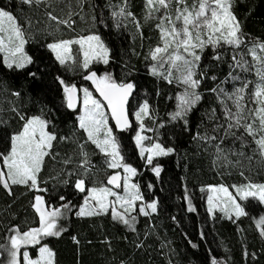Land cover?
I'll return each mask as SVG.
<instances>
[{"label": "snow or ice", "instance_id": "1", "mask_svg": "<svg viewBox=\"0 0 264 264\" xmlns=\"http://www.w3.org/2000/svg\"><path fill=\"white\" fill-rule=\"evenodd\" d=\"M85 3L93 8L88 0H76L79 9L76 11L68 0L67 11L60 9L62 15L55 14L56 0H15L14 8L9 0L8 4L0 6V66L21 72L33 64V56L25 46L35 39L36 32L30 31L33 19L25 13L24 6L29 11L43 7L47 18L44 22L46 37H52L51 42H46V48L68 70L83 69V79L90 81L94 89L80 88L56 77L62 88L61 106L75 115L68 131L53 118L55 112L46 105L40 106L38 111H28L11 102L7 110L0 108V187L9 196H16V190L22 189L20 195L30 196L29 205L34 213L31 219L25 217L22 223L6 226L0 237L3 240L0 264H58L57 253L48 240L68 232L72 216L77 219L110 216L112 222L137 233L138 218L158 214L159 201L146 199L141 186L133 182L138 169L125 155L121 134H131L139 157L160 178L162 165L154 164V160L176 151L174 146L162 142L161 129L173 124L183 131H191L197 113L212 122V126L209 129L200 119L195 123L193 140L200 142L205 151L214 148V167L239 168V175L244 178L231 185L207 186L209 215L218 209L235 222L249 216L247 208L264 206V182L254 181L243 170L245 159L249 164L258 160L264 166V41L243 30V23L234 11L235 0H144L143 20L145 23L156 20L155 29L159 33L157 45L144 55V59L150 61L148 72L178 89L175 108L167 114V121L158 120L148 100L138 99V85L132 78L134 65L122 59L120 74L110 70L116 58L98 31L90 29L86 35L55 37L54 33L61 31V26L76 31L77 21L73 17L78 16L86 23L90 19L92 28L96 26L94 12L88 19L83 14ZM108 7L112 9L111 17L117 28L121 25L126 28L127 23H132L143 41V25L130 10L129 0L110 3ZM99 23H105L102 13ZM74 45L77 47L73 48ZM132 52L139 55L135 49ZM224 63L228 71L221 77ZM93 64L105 67L97 69L91 67ZM27 75L36 78L37 73L28 71ZM207 81L212 82V87L203 88ZM206 93L214 95L222 120L217 116L216 107L205 108L201 113L200 105ZM11 94L18 100L21 97L19 91ZM156 94L159 95V91ZM5 111L9 114L4 115ZM146 120L152 124H147ZM12 121L17 122L16 126ZM147 132L153 135H146ZM226 140L231 141L232 146L222 147ZM237 141L239 148L235 147ZM66 144L75 147L71 151L62 150ZM89 145L94 146V150L89 151ZM96 150L107 169L122 170V173H105L106 183L98 179L103 168L92 160L97 155ZM69 186L73 197L80 196L79 201L68 197ZM61 188L65 191H60ZM147 188L151 190L153 185L149 183ZM204 190L201 188L202 192ZM184 199L187 210L194 212L187 188ZM250 199L258 204H250ZM254 223L264 239V215ZM148 235L146 232L145 238ZM201 236L203 238V234ZM71 239L80 244L77 236ZM105 242L112 250L111 242ZM133 243L136 248L144 247L139 235ZM192 247L198 245L193 243ZM244 255L247 257L249 253L245 250ZM251 256L255 259L256 253ZM210 264L221 262L212 258Z\"/></svg>", "mask_w": 264, "mask_h": 264}, {"label": "trees", "instance_id": "2", "mask_svg": "<svg viewBox=\"0 0 264 264\" xmlns=\"http://www.w3.org/2000/svg\"><path fill=\"white\" fill-rule=\"evenodd\" d=\"M67 2L68 0H56L55 14L62 15L60 9L67 11L65 8ZM88 2L93 8L90 9L88 3H85L83 14L88 19L94 12L97 16L96 26L92 28L90 19L86 23L78 16L73 17L77 21L76 31L61 26V31L54 33L55 37L70 38L86 35L90 29L98 31L111 47L112 56L116 58V63L111 65L110 70L120 74L122 59L134 65L135 72L132 78L138 85V99L148 100L150 106L156 110L158 120L167 121V114L175 108L174 97L178 89L174 84L157 79L148 72L147 65L150 61H146L144 55L150 47L157 45L159 33L155 29L156 20H149L147 23L143 20L144 0H129L130 10L137 15L143 25V41L132 23H127L126 28L123 25L117 28L113 22L112 9L108 5L120 4L123 0H88ZM8 3L9 0H0V6ZM12 3L14 8L15 0H12ZM71 3L73 8L79 11L76 8V0H71ZM24 7L25 13L31 15L33 19V28L30 31L36 32L35 39L30 40L25 46L26 51L33 56L34 62L21 72H13L0 66V108L7 110L11 102L17 106H24L25 110L38 111L40 106L46 105L55 112L53 118L57 119L65 131H68L75 115L71 110L61 106L62 88L56 77L59 76L68 83H75L80 88L90 86L88 81L83 79V73L79 68L70 71L61 66L46 48V42H51L52 37H46L44 22L47 18L43 15L44 8L29 11L26 6ZM234 11L243 23V30L252 37L264 41V0H235ZM101 13L104 24L99 23ZM133 49L139 55H133ZM103 67L105 66L100 65L94 68ZM28 71L36 72V78L28 76ZM227 71V63H224L220 70L221 77ZM249 78L255 79L254 76ZM202 87L210 88L212 82L207 81ZM228 87L230 90V85ZM13 91L21 93L19 100L12 96ZM157 91L159 95L156 94ZM210 107H216L217 116L222 120L214 95L206 93L200 105L201 113L205 108ZM3 114L9 113L5 111ZM200 119H203L209 129L211 128L212 122L197 113L193 117L191 131H183L180 126L173 124H166V127L161 129L162 142L174 146L176 151L169 156L154 160V164L162 165L160 178H157L150 166L145 165L139 157L134 142L130 139L131 134L127 132L121 134L124 137L123 144L126 146L125 155L138 169L134 182L141 186L146 199H158V214H154L151 218L140 216L136 226L137 233H132L123 225L112 222L110 216L92 219H77L72 216L68 224L69 231L59 238L53 237L48 240L49 246L57 253L58 264H119L121 260L125 261V264H169V261L171 264H210L212 258L217 259L221 264H264V239L260 237L254 223L255 219L264 215L262 211L264 206L247 208L249 216L241 217L235 222L219 215L210 217L207 213L205 195L201 188L205 189L209 185L221 183L231 185L242 182L244 178L239 175V168L226 170L214 167L212 164L214 148L209 147L205 151L200 142L193 140L192 137L196 132L195 123H199ZM16 123L12 121L13 126H16ZM200 131H203V128ZM230 146L232 144L229 140L222 145V147ZM74 147L72 144H66L62 150L71 151ZM235 147L239 148L238 141ZM88 150H94V146L89 145ZM96 151L97 155H94L92 160L103 168L97 178L104 180L103 173L107 168L102 163L103 157L98 154V150ZM249 168L252 169L250 173ZM243 170L245 175H250L254 181L264 182V166L258 163V160H253L251 164L248 160H243ZM93 171L95 172V169ZM229 171L231 175L228 174ZM149 183L153 185L151 190L147 188ZM185 188L195 208L194 212L187 210L188 204L184 199ZM232 190L230 188V191ZM20 191L22 189L16 190V196H9L0 187V237H3L4 230L9 224L22 223L25 217L31 219L34 215L29 205L30 196L20 195ZM60 191L64 192L65 189L61 188ZM67 195L74 202L80 200L79 195L73 197L71 186L67 189ZM249 203L258 204L251 200ZM146 232L149 233L147 238H145ZM73 235L80 240L79 245L72 241ZM137 235L144 244L142 248L134 246L133 242L136 241ZM106 240L111 242L112 250L109 249ZM0 242L3 240L0 239ZM193 243L198 247L193 248ZM245 250L249 253L247 257L244 255ZM253 252L256 253L255 259L251 256Z\"/></svg>", "mask_w": 264, "mask_h": 264}, {"label": "rangeland", "instance_id": "3", "mask_svg": "<svg viewBox=\"0 0 264 264\" xmlns=\"http://www.w3.org/2000/svg\"><path fill=\"white\" fill-rule=\"evenodd\" d=\"M189 2H191V0H189ZM77 46H73V48H76ZM50 51V50H49ZM54 56V55H53ZM55 58V57H54ZM58 62V61H57ZM59 63V62H58ZM95 66H100V65H98V64H93L91 67H95ZM101 66H103V65H101ZM81 71H82V73H83V75H84V70L83 69H80ZM88 84H89V88L91 89V90H93L94 91V89H92V86H91V82L90 81H88ZM82 88V87H81ZM96 95H98V94H96ZM142 102V101H141ZM133 120H134V117H133ZM146 123L147 124H149V125H151L152 124V122L151 121H148V120H146ZM146 135H149V136H152V132H147V133H145ZM134 142V141H133ZM135 145V144H134ZM137 152H138V150H137ZM158 158H160V157H158ZM157 159V158H156ZM144 161V160H143ZM145 163V162H144ZM146 165V164H145ZM114 171H120L121 173H122V170H112V169H107L104 173H103V178H104V182L106 183V176H105V173H112V172H114ZM134 178L135 177H133L132 179H133V182H134ZM233 192H234V189L232 190ZM204 192V195H205V207H206V210H207V208H208V204H207V196L209 195V193H208V191H207V187L205 188V190L203 191ZM251 200V199H250ZM207 213H208V211H207ZM209 214V213H208ZM216 215H219V216H221L222 218H224V219H228L227 217H225L224 216V214L223 213H221L218 209H216V210H214V213H213V215H210V217H214V216H216ZM33 252L35 251V250H32Z\"/></svg>", "mask_w": 264, "mask_h": 264}, {"label": "water", "instance_id": "4", "mask_svg": "<svg viewBox=\"0 0 264 264\" xmlns=\"http://www.w3.org/2000/svg\"><path fill=\"white\" fill-rule=\"evenodd\" d=\"M109 187H111V186H109Z\"/></svg>", "mask_w": 264, "mask_h": 264}]
</instances>
